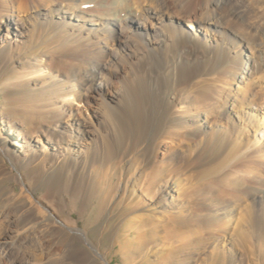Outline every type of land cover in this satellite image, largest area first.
Instances as JSON below:
<instances>
[{
  "label": "rangeland",
  "instance_id": "1",
  "mask_svg": "<svg viewBox=\"0 0 264 264\" xmlns=\"http://www.w3.org/2000/svg\"><path fill=\"white\" fill-rule=\"evenodd\" d=\"M109 1L93 0L87 5L100 12ZM129 1L135 4L137 16L156 4V0ZM41 2L0 0V18L12 13L27 23L25 37L13 38L11 45L5 43V27L0 33V115L16 122L32 111L34 117L25 130L35 138H44L59 121L54 116L58 107L71 105L83 118L99 108L101 118L91 119L90 129L98 143L91 150L87 167L69 175L64 185L49 188L44 183L48 168H39L33 174L29 172L32 163H28L24 170L0 146V242L9 229L16 234L35 233V247H28L33 255L31 264H264V39L253 33L254 28L264 27V2L251 13L246 25L218 28L202 24L205 31L194 32L198 23L186 21L175 2L172 5L171 0H162L167 13L174 15L171 22L197 36L190 42L164 28L160 63L141 56L145 44L137 37L132 36L140 53L135 60L113 44H104V52H100L96 42L101 40L95 33L74 37L66 30L48 26L44 16L35 23L29 9ZM167 19H163L165 24L169 23ZM147 20L152 33L157 21ZM246 37L251 39L254 52L244 50L238 75H247L245 62L251 52L256 54V67L260 68L257 73L253 68L252 75L240 82L233 79L238 50L234 45L245 44ZM40 50L48 56V63L38 71L27 62L40 65ZM181 50L183 56L178 60ZM90 57L108 68L102 74L114 92H121L119 102L112 101L108 91L97 96L84 90L80 96L84 102L62 94L63 101L58 102L56 95L50 100L24 92L33 88L32 79L41 81L48 74L51 80L63 81L72 93L79 94L77 85L86 70L83 61ZM184 63L190 65L184 67ZM256 84L257 95H246ZM36 101L41 107H36ZM250 101L260 102L261 108L239 106ZM100 102L102 106L98 107ZM48 109L53 111L52 116ZM204 112L209 113L210 122L202 133L193 123L187 127L179 124L181 117ZM175 126L180 132L173 147L169 140ZM3 128L0 124L4 133ZM21 177L23 183L19 182ZM165 183L175 189L176 200L171 206L162 202ZM99 197L104 200L97 211ZM45 218H50L49 222H43ZM16 234L8 242H15Z\"/></svg>",
  "mask_w": 264,
  "mask_h": 264
},
{
  "label": "bare ground",
  "instance_id": "2",
  "mask_svg": "<svg viewBox=\"0 0 264 264\" xmlns=\"http://www.w3.org/2000/svg\"><path fill=\"white\" fill-rule=\"evenodd\" d=\"M94 1L96 2V0H94ZM157 1L159 2L158 4H157ZM171 1L173 2L172 5H174V2H175L176 5H174V6H176V8L179 9L180 15H183V17H184V19L186 21L188 20L190 22H196V23H198V26H194V29L193 28H189L190 30L193 29L192 31H194V32H196V31L199 32V30H201V29L205 31V28L202 27V24L214 25V26H216L218 28H223V27L226 28V27H229V26L231 27V25L232 26L233 25L234 26L239 25V27L241 25H246V23L250 19L251 13H253L254 11H256L255 9H257V7H259L260 5H262V3L264 2V0H174V1L171 0ZM42 2L41 3H38L37 5L34 4L35 6H32L29 9L30 10L29 13H30V15H32V18H33V20H34L35 23L41 22V16H44V23H46L48 26L58 27L60 29L66 30L68 33L72 34V36H74V37H77V35L85 34V33H86V35L88 34V35L91 36V35H93L95 33L96 34L95 37L97 39H100L101 40L100 43H99V41H98V43L96 42V46H97L96 48L99 49L100 52H102V53L104 52V49H103V45L104 44H111V45L113 44V45L118 46V49L123 54H125L127 57H134L135 60H138L139 59L138 58L139 57L138 54H140V53H139V50L136 48V45L134 44V42L132 40L133 37H137L139 40H141L145 44V52L143 54H141V56H144V58H146V57L150 58L154 63H156V62L157 63H160L163 60L162 55H160L159 53H161L162 47H163V44H162V41L163 40L161 41V39H162L161 37L164 34V31H163L164 28L169 27L173 32H175L177 34V36L179 37V39L180 38L183 39V40L185 39V40L190 41V42L191 41H194L193 38H195V37H193V36H197L196 34H191L190 32H187V31L184 32V30L181 29L182 28L181 26L176 25L173 22H171L172 21L171 18H174V15L172 16L171 14L167 13V11L165 10L166 7L164 8V6L161 3L162 0H156L155 7L152 8V9L151 8L150 9H146L144 11V13H143L145 15L142 14L140 16H139V14L137 16L135 4L132 3L129 0H110L107 4L103 5L104 6V9L103 8H100V9H102L100 12L99 11L97 12L96 11L97 10L96 8H93V7L87 5V4H89L88 2H93V0H58L56 2H54V1H45V0L43 1L42 0ZM148 2H150V1H148ZM164 2H166V1H164ZM169 2H170V0H169ZM102 3H103V1H102ZM140 3H142V2H140ZM99 4H100V1H99ZM149 4H151V2ZM165 4H167V3H165ZM98 6H97V8H98ZM140 7H138V8H140ZM260 7H262V6H260ZM138 8H137V10H138ZM174 12L176 13V11L173 10V13ZM262 12H263V10H262ZM176 14L179 15L178 10H177V13ZM177 15H175V16H177ZM164 17H167L168 18L167 19L169 21L168 24H165L163 22ZM147 18H149L151 20H154V21L155 20L157 21V24L158 25L157 24H154L152 26V33H151V30L149 29V25H148V23L150 21L148 22ZM180 18L181 17H179L178 19H180ZM42 23H43V19H42ZM4 27L6 28L7 38H8V40H5V43L8 44V45H11V40L13 38L15 40H17L19 38L25 37V31L27 30V23H25V21H20V20L16 19V17L11 13V14H8L7 16H4V17H1L0 18V33L3 30ZM129 30L132 31L131 32L132 33L131 36H130ZM249 30H250V28H249ZM253 33L255 34V37H259L260 39H264V27L263 28H259V26H258V28L257 27L254 28L253 29ZM239 38H240V36H239ZM244 39L246 40L245 41V44L236 43V46L234 45V47H237L238 46L237 47L238 50H236V63H235V66L236 67L233 70V79L234 80L235 79H238V80H240V82L243 81V79H248L249 76L252 75L253 70H254L253 68H255V70H254L255 73H257L259 71V68H260V67L259 68L256 67V65H257V63H255V61H256L255 60L256 59V54H252V52H251V55L252 56L248 57L247 58V61L245 62L246 63L245 64L246 65V69H247V72H246L247 75L246 76H242V77L238 75L237 66L241 62V57L244 56V54H243L244 50L245 49H248L249 52L250 51H253L254 52V47H253V45L251 43L252 42L251 39L250 38H247V37L244 38ZM206 40L209 41V38L207 37ZM90 45L91 44L89 43L88 44V47L89 48H90ZM91 47H92V45H91ZM183 50L180 51V55L178 57V60H179V58L181 60V57L183 56ZM257 50L258 49H256V52H257ZM184 54H185V52H184ZM39 55L42 57L41 58L40 65H37V63H35L34 61H28L27 62L32 67L36 68V70L38 68V71L41 70V67L47 66V63H48V56L45 55V52L44 51H41V53ZM100 59H101V57H100ZM120 59L121 58L119 57V60ZM83 62L86 65V70L84 69L85 72L81 73V76L79 75L81 77V80H82V82H80L77 85V88H78V91H79V92L78 91L77 92L79 94H75L74 92L72 93L71 90H69V88H67L66 83H64L63 81L58 82V81L51 80V77L47 76L48 74L46 76H44V77L41 76L42 77L41 78V81H38V79H39L38 77L36 79H32V80L30 79L32 81V83H33L34 86H33V88H29V89H27L24 92L25 93H28L29 95L32 94L34 96L35 95L37 96V94H38V97H39V94H40V95H42L45 98L50 99V100H53V96L52 95H56V98H57V101L58 102H62L63 101V99L61 98V94L63 96H65V97L67 96V98H68V96L69 97L71 96V97H73L72 99L78 98L77 100L79 102H80V100L84 102V100L80 98L81 92L84 91V90H89V92H91L93 95H97V96L101 95L103 91H108V94H110L112 101L119 102V99H121L120 97L122 95L121 92H119V91L114 92L113 91V88H111L109 86V83L107 82L106 78L102 74V70L105 69L106 67H103L101 64L99 65V63H96V61L92 57H90L88 59H84ZM121 65L122 64H120V66ZM186 65H190V64L184 63V67ZM135 66H134L133 69H136ZM117 67H115V68H117ZM127 67H130V66L128 65ZM45 68H47V67H45ZM45 68H43V69H45ZM106 69H108V68H106ZM151 69H153V68H151ZM137 71H139V70H137ZM33 74H35V72ZM118 74H119V71H118ZM143 76H145V74ZM133 78H134V76H133ZM211 78L213 79V77H211ZM150 79L153 80V78H150ZM207 79H209V78H207ZM162 80H161V82H162ZM214 80H215V78H214ZM153 81L156 82L155 80H153ZM206 83H207V81H206ZM210 83H212V82H210ZM159 84H157V85L159 86ZM207 84H209V83H207ZM256 88H257V84H256V86L254 85V87L252 86L249 89L247 88L248 90L245 92L246 95H248V96L249 95H251V96L257 95V94H254ZM261 88H263V87H261ZM142 89H143V87H142ZM202 89H204V87H202ZM163 90H164V87H163ZM258 90L260 92V89L259 88H258ZM136 94H137V92H135V95ZM85 95H83V96L85 97ZM131 96H133V95H131ZM137 96H138V94H137ZM93 98L95 99V97H93ZM155 99H157V98H155ZM171 99H174V98H171ZM85 101H87L86 100V97H85ZM143 101H144V99H143ZM166 102H167V100H166ZM143 103H145V102H143ZM34 104L36 105V107H41L40 104L37 101ZM131 104H134V103H131ZM158 104H160V102H158ZM170 104H172V103L170 102ZM206 104H209V103H206ZM217 104H219V103H217ZM241 104L242 105H239L240 107L241 106H244L245 109L252 110L255 106H258L260 104V102L258 104V103L254 102V101L253 102L250 101L246 105L243 104V103H241ZM100 105H101V102L98 105V107ZM156 105H157V103H156ZM259 107L260 106L255 107V108L258 109ZM159 108H160V106H159ZM98 109L99 108L95 109L93 115L90 113V117L83 118V117L78 116L73 111V109L71 108V105L66 106L64 109H62V108L60 109L58 107V111L54 114V116H56L59 119V121L56 123V125L54 127H51L50 126L51 129L50 130H47L46 133L44 132L45 133V135H43L44 138H42V137L35 138L33 135L28 134L26 132V130H25L26 127L28 126V121L29 120H32V118L34 117V115L32 114V111H28V112L24 113V114L28 115L27 118L25 116V119H23L21 121H16V122L15 121L12 122V121H9V120H5V118H7V117H5V116L3 117V115H0V124H1V126H5V128H3L4 133L2 131L0 132V146L4 150H6L7 152H10L9 155L12 158V160L14 159L15 162L18 163V164H20V166L23 169H24V165H27L28 163H32V165H31L32 168H31V170L29 172H31L33 174L35 172H37L36 170H38L39 168H41V169L48 168L49 175L47 176V179L44 181L45 185L47 186L46 188H49L50 186L51 187L52 186H54V187L57 186L58 187V185L59 186H62V185L65 184V182H67V180L69 178V175H71L73 172L75 174H79L80 170L83 167H87V165L89 163V157H90L91 150L98 143L97 142V136H95V134L92 132V130H90L92 128L91 119L92 120L94 119L96 121H99L100 118H101V114H100V112H99ZM137 109H139V108H137ZM144 109H146V108H144ZM182 109H184V108H182ZM36 110H38V108ZM218 110L220 111V109H218ZM52 112L53 111H51V109L50 110L48 109V113L50 115L52 114ZM149 112H150V110H149ZM140 113H139V115H140ZM127 114L128 113H126V115ZM179 115L182 116L181 114H179ZM247 115H249V114L247 113ZM6 116H8V115H6ZM104 116H107V115H104ZM121 116H123V115L120 114V117ZM151 116H153V115H151ZM140 117H142V116H140ZM154 118H152V119H154ZM209 118H210L209 117V113L207 114V113L204 112L203 114H195V113L194 114H190L188 116L181 117L178 120H180L179 121L180 122L179 124H183L185 126H186V124L193 123L194 124V129H196V131L198 133H202L205 130V128H207V125L210 122ZM35 119H36V117H35ZM55 120H56V118H55ZM107 121H108V119H107ZM148 121L150 122V118H149ZM145 124L147 125V123H145ZM261 124H263V123H261ZM44 125H45V123H44ZM151 125H152V123H151ZM104 126H105V124H104ZM184 129H185V127H184ZM191 129H193V128H191ZM179 132H180V127L179 126H175L173 128V130H172V133L170 134V140H169L170 146H173L174 147V142L177 139V136H179V135H177V134H179ZM192 132H193V130H192ZM115 133H117V132H115ZM36 137H38V136H36ZM37 143L38 144L40 143L39 144L40 146ZM107 143H108V141H107ZM110 144H111V142H110ZM109 147H111V146H109ZM108 153H109V151H108ZM113 156H112V158H113ZM19 179H18L19 182L20 183H23V178L21 177ZM2 182L3 181L1 180L0 181V184ZM174 190H175L174 187L171 186L170 183H165L163 185L161 192H162V195L164 197L163 198V201H162V202H164V204L171 206L174 203V201L176 200V198H175V196L173 194V192H175ZM1 193L2 192L0 190V196L2 195ZM103 200H101V198L99 197L98 202H97V206H96L97 211L101 208V204L103 203ZM21 218H23V217H21ZM141 219H144L145 220V218H141ZM49 220H50V218H45L43 220V222H49ZM9 230H8V232L6 231L7 233L2 236L3 239L0 242V264H31V262H32V256L33 255L28 250V247H35V239L33 238L35 236V233L27 231V232H25V234H16L18 232L14 231L12 229L10 231ZM79 233H78V235H79ZM12 234L18 235L17 236V240L15 242H13V243H11L12 241L11 242H8V239H12Z\"/></svg>",
  "mask_w": 264,
  "mask_h": 264
}]
</instances>
